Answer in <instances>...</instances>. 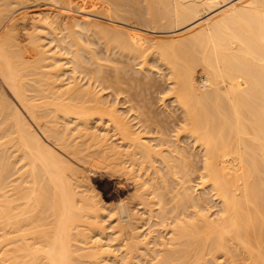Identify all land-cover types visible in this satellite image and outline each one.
Instances as JSON below:
<instances>
[{
  "label": "bare ground",
  "instance_id": "obj_1",
  "mask_svg": "<svg viewBox=\"0 0 264 264\" xmlns=\"http://www.w3.org/2000/svg\"><path fill=\"white\" fill-rule=\"evenodd\" d=\"M33 1L0 0V83L15 100L0 86V264L112 262L107 256L135 264L150 250L125 206L110 233L122 258L108 250L100 200L92 189L86 195L89 180L60 150L135 180L147 218L153 193L162 201L157 219L165 223H157L170 225V235L154 256L147 251L146 264H264V0H49L66 10L51 23L74 27L75 40L77 27L103 32L89 17L97 15L167 33L148 39L135 30L128 41L144 67L156 50L149 54L168 81L157 98L175 107L166 114L151 109L159 84L151 67L104 72L79 45L59 55L40 32L51 16L29 11ZM193 171L199 195L187 184ZM206 198L218 206L213 216Z\"/></svg>",
  "mask_w": 264,
  "mask_h": 264
},
{
  "label": "rangeland",
  "instance_id": "obj_2",
  "mask_svg": "<svg viewBox=\"0 0 264 264\" xmlns=\"http://www.w3.org/2000/svg\"><path fill=\"white\" fill-rule=\"evenodd\" d=\"M34 1H36V0H34ZM32 2V3H30L29 4V6L28 7H26L27 9L29 8V11L30 10H37L38 8H39V10H41V11H43L44 12V15H45V13H46V15H49V16H51V18L50 19H48L47 21H48V24H47V27L48 28H46V29H44V30H42V31H40L42 34H46L45 36L48 38H44L45 36H43V40L44 39H46V41H44V42H48L50 39H51V41H52V43L50 44V42L51 41H49V46L48 47H50V45L52 46L51 48H53V46H55L53 49H56V47H57V49H58V51H59V55H63V56H71V54L70 53H68L67 54V52H66V48L68 49V48H70V49H68V50H71V49H73L74 50V48L76 49V48H78L79 49V47L80 46H82L81 47V50L83 49V51L81 52L80 51V54L84 57L85 56V59L87 58L88 60H89V58H90V56H93V58L94 59H96V62H94L93 61V63H96L95 65H100L101 66V68L104 70V72L105 71H118L119 70V72H122V70L124 71V69L126 70V71H128V73L129 74H131L132 72H133V70L135 69V70H137V68H139V66H142L143 64L141 63V65H140V61H138V60H140L138 57H136L135 58V56H132V55H136L135 53L133 54V52H135V50L133 49V47H134V43L132 44L133 45V47L131 46V44L128 42L129 40H130V37L131 36H129V34H131V33H135L134 31L135 30H137L138 32H143V33H146L147 35L146 36H148L147 38L149 39V36H150V38L152 37V35H167V33L165 34V33H159V32H154V30L151 28V27H149V26H147V27H143V25H138V24H136L135 23V25H134V20L132 19V21H131V19H130V21L129 22H127V20H129V18H126V20H120L119 18H118V20H115L114 21V19L113 18H111L110 16H108L107 17V15H105L103 18L102 17H100L99 15H97L96 17L95 16H89V17H94L95 18V21L96 22H94L95 24L96 23H101L102 24V29H101V31H103V32H100V30L98 29V26H96V27H94L95 25L94 24H92V25H94V26H89L88 27V29H86V28H81V30H80V28L79 27H77L78 28V30H77V34L79 33V31L81 32V33H79L78 35L76 34V37L78 38V39H74V35L73 36H71L70 34H72V33H70L71 32V30L69 31V29H74V27H70L69 29H67V28H65V26L62 24V20H61V18H59L62 22H61V25H59V27H57L58 29L56 30V25L55 24H53V23H51V21H54V16H53V14L55 13V10H57V9H59V10H64V11H66L65 10V8H62V7H60L59 6V4L57 5V4H55L53 1H42V0H39L38 2ZM73 4V3H72ZM75 4V3H74ZM75 5H77V4H75ZM32 7H35V8H32ZM38 7V8H37ZM40 11V12H41ZM62 11H60L59 12V14H61V12ZM67 11H70V12H73V14L75 13V11H72V10H67ZM42 13V12H41ZM76 13H78V12H76ZM63 14V13H62ZM72 14V13H71ZM42 16V15H41ZM53 16V17H52ZM61 16V15H60ZM59 16V17H60ZM106 17V18H105ZM108 18V19H107ZM18 19V18H17ZM96 19H98V20H96ZM97 24V25H98ZM112 24H114V25H112ZM3 26H5V25H3ZM61 26H63V27H61ZM108 26H109V28H108ZM105 27H106V29H107V31L105 30ZM117 27V28H116ZM61 28H62V30H61ZM104 28V29H103ZM110 28H112V29H110ZM116 28V29H115ZM119 28V29H118ZM64 29V30H63ZM72 29V30H73ZM75 29H76V27H75ZM110 29V30H109ZM121 29V31H119ZM67 30V31H66ZM100 32H98V31ZM106 32H105V31ZM113 30V31H112ZM124 30V31H123ZM127 30V31H126ZM131 30V31H130ZM115 31L117 32V33H115ZM119 31V32H118ZM136 31V32H137ZM65 32H67V33H65ZM114 32V33H113ZM170 33H172V32H170ZM116 34V35H115ZM119 34V35H118ZM169 34V33H168ZM68 35V36H67ZM67 36V37H66ZM116 36V37H115ZM62 37L65 39V42H63L62 41ZM71 37H73L72 38V41H74L75 42V45H77V46H75L74 45V42H73V44L72 43H70L69 44V42H68V40L70 41V39H71ZM115 37V38H114ZM70 38V39H69ZM117 38H119V40H115V39H117ZM120 39L122 40V41H120ZM123 39L124 40H126V41H123ZM48 40V41H47ZM131 40H132V37H131ZM130 40V41H131ZM151 41H153V40H151ZM150 41V42H151ZM132 42H134L133 40H132ZM131 42V43H132ZM76 43H78V44H76ZM147 43V42H146ZM148 44H149V42H148ZM151 44V43H150ZM70 45V46H69ZM71 45H72V47H71ZM78 45H79V47H78ZM56 49V50H57ZM77 49V50H78ZM80 50V49H79ZM84 50H86V51H84ZM153 53V54H155V56L157 57V54L155 53L156 52V50L154 51L153 50V52L150 50L149 51V53ZM147 54L148 56H146L147 57V59H148V62L150 61L151 63L149 64V63H147V60H146V63L147 64H149V65H145V67H151V69H152V77H154V79L155 80H157V82L159 83L158 85H159V87H158V85H157V87H158V89H154V90H157V92L158 91H160L161 89L162 90H164V89H166V88H168V81L165 79H163L162 77H161V75L162 76H164V73L166 74V72L165 71H158L159 69L156 67V66H154L155 65V63L153 62L154 60H156L157 58L156 57H154V56H151L150 54ZM91 54V55H90ZM152 54V55H153ZM94 56H96V58L94 57ZM97 56H98V58H97ZM107 56V57H106ZM134 57L133 59H132V57ZM145 57V58H146ZM92 58V60H94ZM156 58V59H155ZM109 59V60H108ZM138 59V60H137ZM91 59H90V62L92 61ZM100 60V61H99ZM98 62V63H97ZM103 63V66L100 64V63ZM154 63V64H153ZM89 64V63H88ZM94 64H92V66H93ZM89 66V65H88ZM91 66V67H92ZM94 67V66H93ZM121 67H123V69L121 68ZM144 67V65H143V67L142 68H145ZM113 68H116V69H113ZM117 68H118V70H117ZM121 69V70H120ZM141 69V68H140ZM134 70V71H135ZM139 70V69H138ZM107 71V72H108ZM130 71V72H129ZM157 71H158V73H160V75L159 74H157ZM134 73V72H133ZM136 73V72H135ZM138 75H140V74H138ZM159 75V76H158ZM197 77H196V80L197 81H200L199 79H200V73H198L197 75H196ZM3 83L1 82L0 83V86H2V88H4L5 86L4 85H2ZM161 85V86H160ZM161 87V89L159 90V88ZM6 88V87H5ZM3 89V90H5V92H6V95L8 96V98L9 97H12L11 95H10V93H9V91H6V89ZM152 90V89H151ZM150 90V91H151ZM154 90H152L151 92L153 93V95H152V93H148L147 91V95H150V100H152L151 99V97H153L155 100H156V103H155V101L153 100V102H154V105L152 104V101H151V106L153 107H151V109L153 110L154 108L155 109H160L161 111H158L159 113L160 112H162V111H165V112H162L161 114H166L167 112H171V111H173L172 109H174L175 107H173V103H172V99L171 98H166V100H164V102H163V105H162V103H161V101H159V98H157V97H159V96H162L161 94H164V92L166 91H164V92H162V91H160V92H162V93H160V92H158V94H157V92L156 91H154ZM107 91V90H106ZM111 90L109 89L108 90V92H110ZM160 93V94H159ZM157 94V95H156ZM121 95V96H120ZM119 95V97L121 98V99H123L124 98V94H120ZM142 95H143V93H142ZM157 98V99H156ZM10 100H14L13 99V97L12 98H9ZM15 101V100H14ZM165 104L167 105V107L165 106ZM164 106V107H163ZM123 107V106H122ZM169 109V110H168ZM177 113V112H176ZM40 133V135H42V133L41 132H39ZM42 137L44 138V141L46 142V143H48L50 146H54L55 145V140L53 139V138H45L43 135H42ZM54 148L55 149H57L55 146H54ZM196 149V148H195ZM195 149H192V151L194 152V150ZM59 151V150H58ZM191 151V150H190ZM191 151V152H192ZM65 158H67V159H69V160H71V162H72V164H74V166H77V168H78V170L80 169V171L85 175V177H86V179H88L89 181H86L87 182V188L89 187V189L87 190L85 187H83V189L86 191V195H88L89 194V190L90 189H92V190H90L91 192H92V198H93V200H95V201H99L98 202V204L97 205H99V207L101 208L102 207V210H100V213L101 212H104L103 214L101 213L100 215V217H101V219H103L102 221L104 222H102L101 224H106V225H104V226H106V227H108V228H105L103 231L105 232L106 231V233H104V235H105V239H103L102 240V243L104 244V245H106V247H108V250H111V251H113V252H111L112 254H114V255H116L118 258H122V256H120L119 257V255H121L120 254V252H121V250H122V248H120L121 246H120V241H119V243H118V241L116 240H110L111 239V237L113 236L112 234H110L113 230L112 229H116V226L114 225V224H116V208H120L121 206H125L128 210H129V212H132L131 214H132V217L134 218V220L136 221V218H137V221L135 222L134 220H132V225H133V227L135 228V226H136V228L138 227V229H136L135 228V232H136V230L138 231L139 230V233L141 234V237L140 238H143V236L144 235H147V236H149V239H147L148 240V242H149V244H148V246L150 247V252L148 251V250H143L142 251V253H145V254H143V257H144V259H142L143 257L141 256V257H139L140 259L139 260H137L138 258H136V260H135V264L137 263V264H146L148 261H147V259H149L148 257H150L152 254H153V256L155 255V253L157 252V249H159L160 248V246H161V242H160V240L162 239V242H164L165 240H166V238H169V237H167L168 235L167 234H169L170 233V225L168 226L167 224L165 225V224H163V225H165V227L162 225L161 226V224L162 223H165V222H159V219H157V216L158 217H160L159 215H158V206L159 205H161V203L160 202H162V201H158L157 199H156V197H154V193H153V198H154V200L156 201V203L154 202V200H151L152 202V205L153 206H151V208L153 209V207H154V211H153V215L151 216V218H147V217H150V215L148 216V213H147V211H145V210H147V208H145L146 206L144 205V202H143V205L145 206L144 208H145V210H144V208H143V205L141 204L142 203V201H141V203H139V201H140V199H139V195H138V190H137V185H136V181L134 180V181H125V179L126 178H123V177H121V174L120 173H118V172H114V173H111V171H109V169L108 168H106V167H103V166H101L100 167V164H102V163H100L99 165H98V167H97V165H96V168L95 167H93L94 166V164H96V163H94V164H92L91 166H90V164H87V163H83L82 164V162H80V161H77L75 158L73 159V157H71V156H69V155H67L66 154V152H64V151H59ZM195 152H197V150H195ZM72 158V159H71ZM81 163V164H80ZM103 165V164H102ZM105 166V165H104ZM107 169V170H106ZM194 172V171H193ZM194 173H196V172H194ZM194 173H192L191 174V178H190V180L191 181H187L188 183V185H192L193 187V193H198L197 195H199V193H201L200 191L202 190L201 188V186H200V184H197V183H199L198 181H199V179H198V176H197V173H196V175H194ZM194 175V176H193ZM193 176V177H192ZM89 177V178H88ZM189 177H190V175H189ZM197 177V178H196ZM193 178V179H192ZM196 178V179H195ZM128 179V178H127ZM157 181V180H156ZM89 182V183H88ZM126 182V183H125ZM171 182V181H170ZM173 182V181H172ZM196 182V183H195ZM159 184V183H158ZM169 184V183H168ZM167 184V185H168ZM89 185V186H88ZM92 186V187H91ZM160 186V185H159ZM170 186H173V187H175V184L173 183L172 185L170 184ZM170 186H168L170 189H171V187ZM132 187V188H131ZM200 187V188H199ZM83 189H81V190H83ZM200 189V190H199ZM192 190V189H191ZM162 191V190H161ZM170 191V190H169ZM169 191H167L168 193H170ZM197 191H199V192H197ZM90 192V193H91ZM165 192H166V190H165ZM171 193H172V189H171ZM164 194V193H163ZM90 194H89V196H91ZM96 195V196H95ZM166 195V194H165ZM170 194H168L167 196H169ZM172 195H173V193H172ZM196 195V194H195ZM209 195V197H210V194H208ZM95 196V197H94ZM130 196H133V198H131ZM134 196H135V198H134ZM151 194H150V199H151ZM166 196V199H168L169 197H167ZM206 196V195H205ZM205 196H203V197H205ZM129 197H130V199H129ZM165 197V196H164ZM163 197V198H164ZM208 197V196H207ZM91 198V199H92ZM99 198V199H98ZM124 198V199H123ZM128 198V199H127ZM206 199H209V198H206ZM211 199V200H210ZM209 200H208V202H205V201H207V200H205L204 199V201L203 202H205V204L206 203H208L207 205H208V208H210L209 209V211L207 212L208 214H210V213H212V215L211 216H213V214H214V212L217 210V208H218V206H216V202L212 199V198H210ZM165 200V199H164ZM133 201H135V202H133ZM124 202V203H123ZM163 202H165V201H163ZM202 202V203H203ZM121 203V204H120ZM130 204V205H129ZM156 204V205H155ZM171 203H169V205H170ZM120 205V206H119ZM129 205V206H128ZM155 205V206H154ZM163 205V204H162ZM167 205V204H166ZM166 205H163V206H165V208H167L168 207V205H167V207H166ZM203 205H204V203H203ZM214 205V206H213ZM117 206V207H116ZM148 206V205H147ZM210 206V207H209ZM107 207V208H106ZM162 207V206H161ZM161 207H160V209H161ZM204 207H206L207 208V206H204ZM149 208V207H148ZM205 208V209H206ZM103 209H104V211H103ZM204 209V210H205ZM133 210V211H132ZM156 210V211H155ZM162 210V209H161ZM163 210H165V209H163ZM162 210V211H163ZM106 211V212H105ZM145 211V212H144ZM160 211V210H159ZM206 211H207V209H206ZM156 212V213H155ZM161 212V211H160ZM164 212V211H163ZM165 212H166V210H165ZM133 213H135V214H133ZM146 213V214H145ZM111 214V215H110ZM114 214V215H113ZM171 215V214H170ZM173 215V214H172ZM110 216V217H109ZM136 216V217H135ZM141 216V217H140ZM100 217H98L99 219H100ZM140 217V218H139ZM143 217V220L141 219ZM153 217V218H152ZM156 217V218H155ZM97 218V219H98ZM115 218V219H114ZM149 219V220H148ZM151 219V220H150ZM139 220V221H138ZM143 221V223H142V221ZM93 221H96V220H93ZM114 221V222H113ZM149 221V222H148ZM167 221L169 222L170 220H166V223H167ZM99 222V220H97V223ZM141 222V223H140ZM145 222V223H144ZM153 222L154 223H156V224H153ZM157 222H159V223H161V224H159L158 225V223ZM137 224V225H136ZM141 224V225H140ZM135 225V226H134ZM140 225V226H139ZM152 225V226H151ZM153 225H154V227H153ZM158 225V226H157ZM113 228H112V227ZM155 226H157V227H155ZM166 226H168V227H170V228H168V227H166ZM132 227V228H133ZM150 228H151V230H150ZM114 229V230H115ZM154 230H156V231H154ZM152 231V232H151ZM168 231V232H167ZM115 232V231H114ZM151 233V235H150V233ZM138 233V232H137ZM145 233V234H144ZM170 235V234H169ZM108 236H109V241H107L108 240ZM146 236V237H147ZM157 236V237H156ZM107 237V238H106ZM162 237V238H161ZM165 237V238H164ZM113 238V237H112ZM160 238V239H159ZM165 240H164V239ZM105 240V241H104ZM156 241L157 242V244H156V242H152V241ZM159 240V241H158ZM164 240V241H163ZM111 241V242H110ZM167 241V240H166ZM150 242H151V244H150ZM160 242V243H159ZM119 245H118V244ZM122 243V242H121ZM160 244V246H159V244ZM88 246H89V244H87ZM107 245H109V246H107ZM118 246H120V247H118ZM157 247H159V248H157ZM110 248V249H109ZM153 248V249H152ZM120 249V250H119ZM154 249L156 250V252L155 253H153L152 252V250L154 251ZM144 251H146V252H144ZM147 251L151 254H148L147 253ZM152 252V253H151ZM147 253V254H146ZM112 254H110V255H112ZM150 255V256H149ZM113 256V255H112ZM243 255H240V258L242 257ZM108 258L110 257V260L112 261V262H109V260H106V262H108V263H104V264H115V262H114V260H113V257H111V256H107ZM127 257V256H126ZM152 257V256H151ZM150 257V258H151ZM128 258V257H127ZM127 258H124V261H126V262H124V264L125 263H127L128 261H130V260H128ZM154 258V257H153ZM155 258H157V257H155ZM154 258V259H155ZM243 258V257H242ZM105 259H107V258H105ZM154 259H152V260H154ZM128 260V261H127ZM150 260V259H149ZM156 260V259H155ZM154 260V261H155ZM241 260H243V259H241ZM240 260V261H241ZM137 261V262H136ZM146 261V262H145ZM151 261V260H150ZM154 261H152L151 263L152 264H154ZM240 261H238V262H240ZM114 262V263H113ZM243 262V261H242ZM130 262H128L127 264H129ZM244 263H246V261L244 262ZM244 263H241V264H244ZM117 264V263H116ZM118 264H120V263H118ZM237 264H239V263H237Z\"/></svg>",
  "mask_w": 264,
  "mask_h": 264
}]
</instances>
